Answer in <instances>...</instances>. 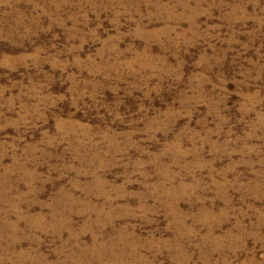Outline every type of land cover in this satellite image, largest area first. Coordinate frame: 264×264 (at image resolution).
<instances>
[{"label": "rangeland", "instance_id": "374dc122", "mask_svg": "<svg viewBox=\"0 0 264 264\" xmlns=\"http://www.w3.org/2000/svg\"><path fill=\"white\" fill-rule=\"evenodd\" d=\"M120 263L264 264V0H0V264Z\"/></svg>", "mask_w": 264, "mask_h": 264}, {"label": "bare ground", "instance_id": "6f19581e", "mask_svg": "<svg viewBox=\"0 0 264 264\" xmlns=\"http://www.w3.org/2000/svg\"><path fill=\"white\" fill-rule=\"evenodd\" d=\"M4 194V193H3ZM67 199V198H66ZM56 215V214H55ZM61 220V219H60ZM56 222V221H55ZM58 222V221H57ZM67 222V221H66ZM59 224V223H58ZM61 224H62V222H61ZM65 225V224H64ZM57 227V226H56ZM116 260H114V262H115ZM121 264V263H120Z\"/></svg>", "mask_w": 264, "mask_h": 264}]
</instances>
